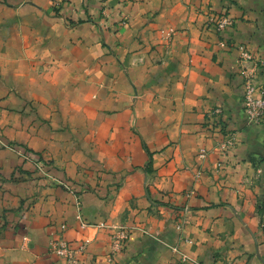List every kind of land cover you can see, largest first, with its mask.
Returning a JSON list of instances; mask_svg holds the SVG:
<instances>
[{"label": "crops", "instance_id": "obj_1", "mask_svg": "<svg viewBox=\"0 0 264 264\" xmlns=\"http://www.w3.org/2000/svg\"><path fill=\"white\" fill-rule=\"evenodd\" d=\"M222 12L233 25L217 34L206 16ZM238 45L263 63L259 90L264 0H0L2 140L83 188L93 225L80 229L71 196L0 148V264H63L47 252L60 224L64 239L90 240L81 264H180L163 242L202 264H264L254 213L264 120L246 124ZM229 134L235 148L223 158L216 147ZM184 207L189 244L173 229ZM101 224L130 228L110 261L112 230Z\"/></svg>", "mask_w": 264, "mask_h": 264}, {"label": "rangeland", "instance_id": "obj_2", "mask_svg": "<svg viewBox=\"0 0 264 264\" xmlns=\"http://www.w3.org/2000/svg\"><path fill=\"white\" fill-rule=\"evenodd\" d=\"M121 1L125 2V0H121ZM100 14L102 17L101 22H100V26L105 27V25L109 22V20H108L109 16L106 14L104 9L100 12ZM223 18L229 19L231 25H228L224 28H220L222 25ZM126 19H127V17H124V19L121 20L122 25H125L127 23ZM206 25L208 27H213V29L215 30V32L217 34H222V32L226 28H229L233 25V19L231 17H229V15L224 13V12H222V13H209L206 16ZM176 34H177V32L174 29L163 30L160 32V36H161L162 40H165L166 42H170ZM217 46H219L220 48H224L226 46V44L223 42V40L219 39L217 42ZM240 47H244V46L238 45L236 47L237 52H239L238 48H240ZM237 58H238V56H237ZM236 65H237V63H236ZM50 67H52V64L48 63L46 65V68H50ZM237 67L239 69L238 65H237ZM260 67H262V66H260ZM42 70H43V68L42 69L39 68L38 72H41ZM238 73H239V71H238ZM256 76L258 77V71L256 73ZM256 85L258 87L257 82H256ZM261 87H264V86H261ZM242 96H243V90H242ZM243 111H244V108H243ZM220 115H221V109L216 108V109L210 111L209 113H207V118L211 119V123L214 124V123H216L215 122L216 118L220 117ZM244 115H245V113H244ZM245 118H246V116H245ZM246 124L250 125V126L255 125V124H248L247 119H246ZM259 124H257V125H259ZM0 148L15 153L19 158H21L23 160V162L31 165V167L33 169L32 173L43 178L45 180V182L50 184V185H58V186L62 187L71 196L72 205H73L74 210H75V221L78 223V226L80 229L84 230L88 227L93 226L92 224L85 221V219L83 218L82 203H81V198H82V193H83L82 191L84 190L83 188L79 189L73 185H69V184H67V183H65L59 179H56L52 174L49 173V171L47 169L49 166L48 163H46L45 161H43L41 159L34 158L31 154H29V150L27 148L17 147V146L11 145L10 143L4 142L2 140L1 132H0ZM216 148L219 151L221 157L226 158L228 156L229 152H231L235 148L234 134H229L228 137H226L223 141H221L217 144ZM206 154H207L206 150L199 149L198 154H197V158L199 160H203L206 157ZM222 166H223L222 161L217 162L215 167H214V171L218 172L222 168ZM256 169H257L256 175H259L260 170L257 167H256ZM183 194H184L183 195L184 198H189L193 194V191L192 190L186 191ZM159 204L170 206L168 204H162V203H159ZM255 206H257V207H256L254 213L256 214V217L259 220V226L264 227V195H260L259 197H257V201H256ZM186 208L187 207H184L185 212L183 214L176 216L172 221H173V229L178 234L179 240L186 243V244H189L190 243L189 239H187L184 235L185 226L188 223L187 216H186L188 211H186L187 210ZM152 212L153 211L151 209V213ZM155 214H159V213L157 211H155L154 215ZM96 226H99V227L104 226V227L110 228L112 230V234H111L110 242H109V258H108V260L110 261V259H112V257L115 254L119 253L122 250V247L124 246L125 242L128 239L130 228L123 226V225L106 226V224H101V225H96ZM66 228H67L66 224H60L59 225L58 231L53 236L54 238L49 240V242H48L47 252L51 255H54L57 258V260L61 261L63 264H81V257L84 255L85 251L87 250V247L90 244V240L84 239V240H80V241H76V242L68 241V240L64 239V237L62 235L65 232ZM119 231L126 232L127 238L125 240H123L122 243L118 246V250L115 253H112L111 252L112 236L114 235V233H117ZM140 231H142L143 233H146V231L144 229H140ZM157 237H158L157 234H152V239L157 241V242L158 241L160 242V240ZM23 240H24V242H26L27 238H24ZM163 245H165V247L168 250H170L173 254L178 255V262L180 264H188V263L189 264H202L200 261L193 259V258L187 256L186 254H184L179 249L178 245H170V244H166L164 242H163ZM62 250H66V254H61Z\"/></svg>", "mask_w": 264, "mask_h": 264}, {"label": "built area", "instance_id": "obj_3", "mask_svg": "<svg viewBox=\"0 0 264 264\" xmlns=\"http://www.w3.org/2000/svg\"><path fill=\"white\" fill-rule=\"evenodd\" d=\"M231 25L229 19L223 18L220 28ZM238 58L236 60L239 66V76L242 79V105L248 124H259L264 119V87L257 88L258 68L263 63L257 60L245 47L238 48ZM127 238L126 232L119 231L114 233L111 241V252L115 253L118 246ZM61 254H66L62 250Z\"/></svg>", "mask_w": 264, "mask_h": 264}]
</instances>
